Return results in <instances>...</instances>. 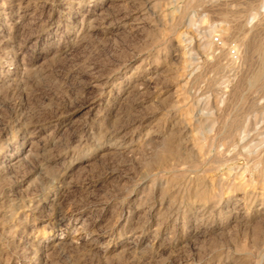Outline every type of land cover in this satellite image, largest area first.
<instances>
[{
  "label": "rangeland",
  "instance_id": "1",
  "mask_svg": "<svg viewBox=\"0 0 264 264\" xmlns=\"http://www.w3.org/2000/svg\"><path fill=\"white\" fill-rule=\"evenodd\" d=\"M0 264H264V0H0Z\"/></svg>",
  "mask_w": 264,
  "mask_h": 264
},
{
  "label": "bare ground",
  "instance_id": "2",
  "mask_svg": "<svg viewBox=\"0 0 264 264\" xmlns=\"http://www.w3.org/2000/svg\"><path fill=\"white\" fill-rule=\"evenodd\" d=\"M211 46V45H210ZM234 123V122H233ZM235 124V123H234ZM236 126H237V124H236ZM232 135V134H231ZM228 138V137H227ZM232 138V137H231ZM171 148V147H170ZM170 150V149H169ZM162 159V158H161Z\"/></svg>",
  "mask_w": 264,
  "mask_h": 264
}]
</instances>
